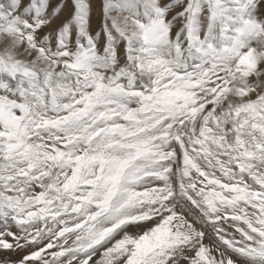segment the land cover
Masks as SVG:
<instances>
[{"label":"snow or ice","instance_id":"1","mask_svg":"<svg viewBox=\"0 0 264 264\" xmlns=\"http://www.w3.org/2000/svg\"><path fill=\"white\" fill-rule=\"evenodd\" d=\"M0 264H264V0H0Z\"/></svg>","mask_w":264,"mask_h":264}]
</instances>
